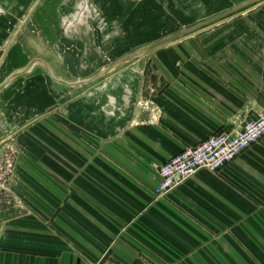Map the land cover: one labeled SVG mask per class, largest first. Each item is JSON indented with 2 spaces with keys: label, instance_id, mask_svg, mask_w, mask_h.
<instances>
[{
  "label": "crops",
  "instance_id": "crops-1",
  "mask_svg": "<svg viewBox=\"0 0 264 264\" xmlns=\"http://www.w3.org/2000/svg\"><path fill=\"white\" fill-rule=\"evenodd\" d=\"M167 1L0 0V264H264V138L155 193L264 115V0L102 75L248 0Z\"/></svg>",
  "mask_w": 264,
  "mask_h": 264
},
{
  "label": "built area",
  "instance_id": "built-area-1",
  "mask_svg": "<svg viewBox=\"0 0 264 264\" xmlns=\"http://www.w3.org/2000/svg\"><path fill=\"white\" fill-rule=\"evenodd\" d=\"M148 106V101H143ZM264 138V115L249 120L235 134L221 132L202 142L187 146L163 163L158 170L157 197H163L187 179L206 169L218 173L252 144ZM9 166L13 165L9 163Z\"/></svg>",
  "mask_w": 264,
  "mask_h": 264
},
{
  "label": "water",
  "instance_id": "water-1",
  "mask_svg": "<svg viewBox=\"0 0 264 264\" xmlns=\"http://www.w3.org/2000/svg\"><path fill=\"white\" fill-rule=\"evenodd\" d=\"M258 1H260V0H248V1H246V2H244V3H242V4H240V5H237L236 7H234V8H232V9H230V10H228V11H226V12L220 14V15H217V16H215V17H212V18H210V19H208V20H206V21L200 22V23H198V24H196V25H193V26H191V27H188V28H186V29H183V30H181V31H179V32H177V33H175V34H173V35H170V36H168V37H166V38H164V39H162V40H160V41H157V42H155V43H153V44H151V45H149V46H147V47H144V48H142V49H140V50H138V51H136V52H134V53L128 55L127 57H125V58L119 60L118 62H116V63L113 64L111 67H109L107 70H105V71L102 73V75H103V74H106L108 71H111L112 69H114V68L117 67L118 65L124 63L125 61H127V60H129V59H131V58H133V57L139 56V55H141V54H143V53H145V52H147V51H150L151 49H153V48H155V47H158V46L163 45V44H165V43H168V42H170V41H172V40H174V39H177V38H179V37H181V36H183V35H186V34L192 32V31H194V30H197L198 28H200V27H202V26H204V25H206V24H209V23L215 22V21H217V20H219V19H221V18H223V17H226V16H228V15H231V14L237 12V11H240V10H242V9H244V8H246V7H248V6L252 5V4H254V3H256V2H258ZM36 61H38V60H36ZM36 61H35V62H36ZM142 63H143V61L140 62V64L138 65V68H140V65H141ZM44 66H45V68L47 69V71H48L49 73H51L49 67H47L45 64H44ZM27 70H28V69H25V70L22 71V72H19V73L14 74L10 79H8L6 82H4V83L0 86V89H2V88H3V87H4L9 81H11L13 78H15V77H17V76H19V75H21V74L27 72ZM56 80H57V81H60V82H64V81H61V80H58V79H56ZM8 143H10V140H5V141H3L2 143H0V149H2V148H3L4 146H6Z\"/></svg>",
  "mask_w": 264,
  "mask_h": 264
},
{
  "label": "rangeland",
  "instance_id": "rangeland-1",
  "mask_svg": "<svg viewBox=\"0 0 264 264\" xmlns=\"http://www.w3.org/2000/svg\"><path fill=\"white\" fill-rule=\"evenodd\" d=\"M166 1V0H165ZM168 6L171 4V0H168L166 3ZM207 18V17H206ZM199 20V19H198Z\"/></svg>",
  "mask_w": 264,
  "mask_h": 264
}]
</instances>
